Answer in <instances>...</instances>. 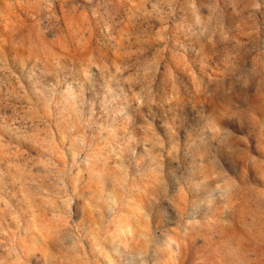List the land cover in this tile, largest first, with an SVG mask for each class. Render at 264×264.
<instances>
[{"label": "rangeland", "instance_id": "rangeland-1", "mask_svg": "<svg viewBox=\"0 0 264 264\" xmlns=\"http://www.w3.org/2000/svg\"><path fill=\"white\" fill-rule=\"evenodd\" d=\"M0 264H264V0H0Z\"/></svg>", "mask_w": 264, "mask_h": 264}]
</instances>
